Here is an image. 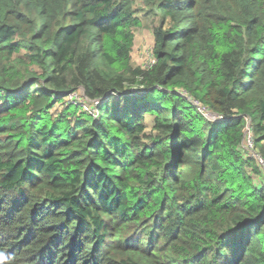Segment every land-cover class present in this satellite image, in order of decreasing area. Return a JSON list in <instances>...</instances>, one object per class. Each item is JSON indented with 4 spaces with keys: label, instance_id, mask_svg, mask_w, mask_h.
<instances>
[{
    "label": "trees",
    "instance_id": "16d2710c",
    "mask_svg": "<svg viewBox=\"0 0 264 264\" xmlns=\"http://www.w3.org/2000/svg\"><path fill=\"white\" fill-rule=\"evenodd\" d=\"M248 125L264 0H0V264H264Z\"/></svg>",
    "mask_w": 264,
    "mask_h": 264
},
{
    "label": "rangeland",
    "instance_id": "374dc122",
    "mask_svg": "<svg viewBox=\"0 0 264 264\" xmlns=\"http://www.w3.org/2000/svg\"><path fill=\"white\" fill-rule=\"evenodd\" d=\"M142 25L134 30V47L132 52V64L134 66L149 67L154 61L153 48L155 45L154 27L156 25V19L153 17H146L143 13H140ZM67 100H70L68 98ZM77 101L85 108L90 109L91 105L82 100L80 94H78ZM95 113V110H92ZM149 127L152 126V118H148ZM255 152H257L255 150ZM259 153V152H258ZM263 174L260 177H256V183L260 184L264 181V167H260ZM259 180V181H258ZM260 182V183H259Z\"/></svg>",
    "mask_w": 264,
    "mask_h": 264
},
{
    "label": "built area",
    "instance_id": "2783aa9c",
    "mask_svg": "<svg viewBox=\"0 0 264 264\" xmlns=\"http://www.w3.org/2000/svg\"><path fill=\"white\" fill-rule=\"evenodd\" d=\"M155 58H154V61H153V63H155ZM152 63V64H153ZM151 64V65H152ZM69 98H70V100L71 101H77V99H78V94L77 93H73V94H70V96H69ZM78 102V101H77ZM197 103V102H196ZM203 110H204V108H202ZM206 115L207 116H209V117H212V118H217V117H215L214 116V114H212V113H210V112H207L206 113ZM244 144H245V148L253 155V156H255L257 159H258V161H259V163L261 164V166L262 167H264V157L260 154V153H258V152H255V138H254V136H253V132H252V130H251V128H250V126H248V129H247V132H246V136H245V142H244Z\"/></svg>",
    "mask_w": 264,
    "mask_h": 264
},
{
    "label": "clouds",
    "instance_id": "9594fccd",
    "mask_svg": "<svg viewBox=\"0 0 264 264\" xmlns=\"http://www.w3.org/2000/svg\"><path fill=\"white\" fill-rule=\"evenodd\" d=\"M70 96V95H69ZM69 96L67 97V99L69 98ZM249 126V125H248ZM247 129H248V127H247ZM246 132H247V130H246ZM244 142H245V140H244ZM244 146H245V144H244Z\"/></svg>",
    "mask_w": 264,
    "mask_h": 264
}]
</instances>
